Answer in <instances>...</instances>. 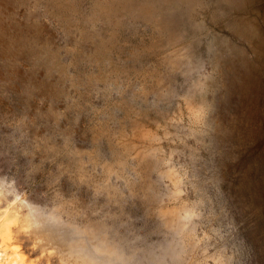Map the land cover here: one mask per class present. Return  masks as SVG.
Masks as SVG:
<instances>
[{
    "label": "clouds",
    "instance_id": "obj_1",
    "mask_svg": "<svg viewBox=\"0 0 264 264\" xmlns=\"http://www.w3.org/2000/svg\"><path fill=\"white\" fill-rule=\"evenodd\" d=\"M172 7L29 0L25 30L0 32V264H259L227 178L218 29L208 10L161 32Z\"/></svg>",
    "mask_w": 264,
    "mask_h": 264
},
{
    "label": "rangeland",
    "instance_id": "obj_2",
    "mask_svg": "<svg viewBox=\"0 0 264 264\" xmlns=\"http://www.w3.org/2000/svg\"><path fill=\"white\" fill-rule=\"evenodd\" d=\"M228 4L230 3L225 4L224 10L220 9L218 13H226V7L231 8ZM216 5L215 0H211L210 6L204 8V13L211 10L210 23L219 30L213 35L216 39L217 36L222 37L225 42L216 57L218 80L215 103L229 160L227 178L232 185L233 212L237 223L243 225L242 230L252 245L253 255L259 264H264V109L260 107L264 103V97L257 90L260 78L257 74L250 79V68L246 61L251 60L258 65L264 59V52L258 53L246 36H235L230 30L216 26L211 21L218 11ZM28 8L29 0H0V32L8 35L21 34L25 30V21L29 18ZM248 8H254L255 14L261 15L264 13V0H250L243 5L241 13L248 11ZM257 24L258 29H261L264 27V20H259ZM250 33L254 39L259 38V33ZM141 36L131 40L137 48L151 43L147 37L141 43ZM232 40L240 50L238 53H232L230 49L229 43ZM255 54L257 56L253 58ZM261 74L264 75V68Z\"/></svg>",
    "mask_w": 264,
    "mask_h": 264
},
{
    "label": "bare ground",
    "instance_id": "obj_3",
    "mask_svg": "<svg viewBox=\"0 0 264 264\" xmlns=\"http://www.w3.org/2000/svg\"><path fill=\"white\" fill-rule=\"evenodd\" d=\"M210 1L211 0H168V2L173 7L169 11H167L165 14H161L156 18H152V23L156 27H158L161 32H169V31L175 30L178 23L181 22V19L186 20V21H191L193 24L198 23L197 19L199 18V16L202 13H204V8H208V6H210ZM249 1L250 0H215V2L217 3L215 8L218 9V11H216L214 13V15L211 18V21L214 22V24L216 26H220L221 28H226L227 30H230L232 32V34H235V36H242V37L246 36L247 39L252 43L253 48L256 47V49H257L256 51L258 53H262V52H264V36H262L261 34L264 35V27H262L261 29H258L259 27H258L257 22H259V20L260 21L264 20V13L261 15H259V13L255 14L254 8L253 9L248 8L249 12L246 11V12L241 13V11L243 10V5L245 3H248ZM227 3H230V4H228V6H230L231 8L226 7L228 9L226 11V13H224V12L218 13L219 10L223 9L225 4H227ZM176 5H179L185 11V15L182 18L175 11ZM224 23H226V24H224ZM250 31H254L255 33H259V38L254 39L252 37ZM133 38L134 37L132 35L128 36V39L130 40L131 44L134 47H137V46H135L136 44L131 41V40H133ZM216 42L219 46V50H221V47L225 43L223 38L217 36ZM229 46H230V49L233 51L232 53H234V52L238 53L240 51L238 49V46L235 45L234 41L230 42ZM256 56H257L256 54H255V56L253 55V58H255ZM246 61H247V65H248L247 67L250 68V70L248 72L250 79L254 75L258 74V77L260 78V82L257 83V86H258L257 90L259 91L258 94L261 95V97H264V75L261 74V70L264 68V59L262 61H260L258 63V65H255L251 60H249V61L246 60ZM260 107H261V109H264V103H262L260 105ZM237 128H238V126H237ZM259 133H261V132H259ZM263 172H264V170H263ZM257 182H259V181H257ZM262 184L263 183L261 182V185ZM262 191H260V192H262ZM260 192H259V194H260ZM261 197H263V195Z\"/></svg>",
    "mask_w": 264,
    "mask_h": 264
}]
</instances>
